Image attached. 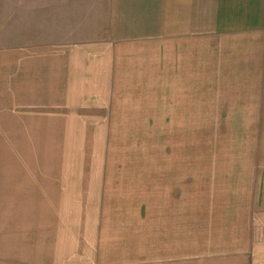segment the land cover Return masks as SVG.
I'll use <instances>...</instances> for the list:
<instances>
[{"label": "rangeland", "instance_id": "1", "mask_svg": "<svg viewBox=\"0 0 264 264\" xmlns=\"http://www.w3.org/2000/svg\"><path fill=\"white\" fill-rule=\"evenodd\" d=\"M92 1L69 43L92 38ZM221 3L194 60L133 78L126 104L95 117V97L73 95L50 121L0 129V190L20 203L0 217L64 243L48 264H264V16L255 31L254 0L241 17Z\"/></svg>", "mask_w": 264, "mask_h": 264}, {"label": "crops", "instance_id": "2", "mask_svg": "<svg viewBox=\"0 0 264 264\" xmlns=\"http://www.w3.org/2000/svg\"><path fill=\"white\" fill-rule=\"evenodd\" d=\"M221 1L228 2L227 10L234 16L249 15L244 6L250 0H93L92 38L69 43L72 18L84 26V0H0V129L36 126L20 122L36 121L37 111L43 112L40 120L50 121L53 113L74 101L73 95L77 100L95 97L88 101L95 102V117L114 110L115 103L126 104L133 78L150 81L164 73L170 78L167 72H180L181 63L194 60L188 50L195 48L196 34L220 32L209 21L212 16H227L222 10L213 12V5L222 7ZM254 6L255 31H261L264 0H254ZM253 29L241 32L253 36ZM233 31L235 38L238 30ZM39 35L44 43L31 42ZM73 86L77 94L71 93ZM37 95L42 99L37 101ZM3 133L0 144L10 143ZM0 194V209L20 206L15 193L11 200L3 189ZM6 217H0V264H48L53 249H65L64 243L62 247L53 241L51 231L21 232L20 218L5 222Z\"/></svg>", "mask_w": 264, "mask_h": 264}]
</instances>
